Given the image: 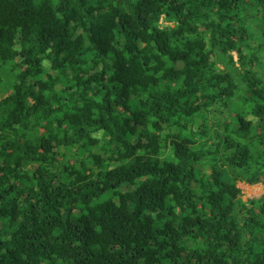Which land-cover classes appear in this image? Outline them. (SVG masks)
<instances>
[{
	"label": "trees",
	"instance_id": "trees-1",
	"mask_svg": "<svg viewBox=\"0 0 264 264\" xmlns=\"http://www.w3.org/2000/svg\"><path fill=\"white\" fill-rule=\"evenodd\" d=\"M257 22L264 0H0V264H264V195L236 187L264 185Z\"/></svg>",
	"mask_w": 264,
	"mask_h": 264
},
{
	"label": "rangeland",
	"instance_id": "rangeland-1",
	"mask_svg": "<svg viewBox=\"0 0 264 264\" xmlns=\"http://www.w3.org/2000/svg\"><path fill=\"white\" fill-rule=\"evenodd\" d=\"M250 37L248 38L249 45L255 50L257 56L259 58V65L262 68L261 70L259 67L257 71H264V39L261 36V29L260 24L257 22L255 26H253ZM240 102V101H239ZM234 119V116L231 114H227L226 120L231 121ZM238 187H242L241 189V200L243 202L258 199L262 195H264V187L262 184H255V185H247L246 187L243 184H237Z\"/></svg>",
	"mask_w": 264,
	"mask_h": 264
},
{
	"label": "clouds",
	"instance_id": "clouds-1",
	"mask_svg": "<svg viewBox=\"0 0 264 264\" xmlns=\"http://www.w3.org/2000/svg\"><path fill=\"white\" fill-rule=\"evenodd\" d=\"M257 68H258V66H254V67H253V71H257ZM244 70H245V69H243V71H244ZM243 71H241L242 73H240V75H242V74L244 73ZM248 162H249V161H248ZM248 162H247V163H248ZM201 168H202V171H203V172H205V173H208V172H209V170H208L209 168H208L207 166H203V165H202ZM237 184H243V186L246 187V182H245V181H241V180L236 181V187L239 188V189L241 190L242 187H238ZM247 185H248V184H247ZM263 187H264V185H263ZM259 198H260V197H259ZM246 202H247V201H246Z\"/></svg>",
	"mask_w": 264,
	"mask_h": 264
}]
</instances>
